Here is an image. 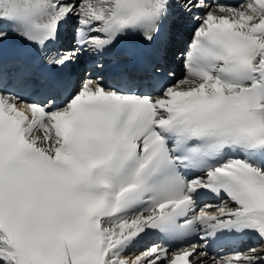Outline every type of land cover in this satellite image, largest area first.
Listing matches in <instances>:
<instances>
[{"label":"snow or ice","instance_id":"snow-or-ice-1","mask_svg":"<svg viewBox=\"0 0 264 264\" xmlns=\"http://www.w3.org/2000/svg\"><path fill=\"white\" fill-rule=\"evenodd\" d=\"M222 237L257 243L212 264H264V0H0V264H209Z\"/></svg>","mask_w":264,"mask_h":264},{"label":"bare ground","instance_id":"bare-ground-1","mask_svg":"<svg viewBox=\"0 0 264 264\" xmlns=\"http://www.w3.org/2000/svg\"><path fill=\"white\" fill-rule=\"evenodd\" d=\"M79 69H80V67L77 69V74L79 73ZM209 264H212V263L209 261Z\"/></svg>","mask_w":264,"mask_h":264}]
</instances>
